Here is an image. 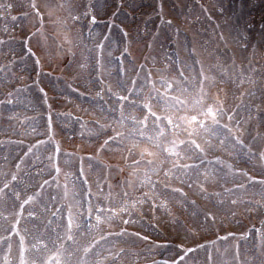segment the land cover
Wrapping results in <instances>:
<instances>
[{
    "label": "rangeland",
    "instance_id": "1",
    "mask_svg": "<svg viewBox=\"0 0 264 264\" xmlns=\"http://www.w3.org/2000/svg\"><path fill=\"white\" fill-rule=\"evenodd\" d=\"M0 4L5 6L0 7V188H3L0 223L7 224L17 217L21 219V229L28 226L32 235L27 237V256L35 252L31 244L38 243L33 239L35 216L38 225L47 230L48 220L43 209L64 191L68 192L67 203L73 210L69 211L70 206H57L56 215L61 219L59 233L63 237L55 234L46 241L39 239L55 251L58 246L53 245L51 239L60 237L65 244L64 256L68 252L75 253L74 264L84 259V247L91 238L90 243L96 242L92 251L99 250L98 258L107 257L105 264H112L114 259L117 264L121 262V257L115 258L114 253L104 256L106 251H120L122 245L123 249H135L138 243H149L139 247L140 252L146 253L145 257L140 258L135 249L128 251L127 256L123 254L125 261L139 257L136 259L141 264H172L173 261L184 264L180 257L199 240H205L203 248L196 251L201 264H208L209 256L212 264H264V91L252 89V96L245 98L241 71V68L244 72L250 70L249 81L264 79V0H0ZM190 38L204 61L199 65L201 74L190 58L193 47ZM174 40L178 42L181 56L190 61L183 67L170 63L169 57L164 58L170 53H167L171 50L168 47ZM202 40L208 43L203 45ZM117 57H120L117 65L121 70L131 69L121 74V84L115 71ZM257 62L262 66L261 75L255 68ZM191 66L193 68H189ZM187 72L190 76L195 74L190 84L180 79L182 73ZM203 76L208 79L204 80ZM161 77L172 83L171 89L161 82ZM201 87L205 100L197 104ZM107 89L109 98L102 96L103 102L98 99L91 104L84 95L88 90ZM216 94L233 119L219 117V128L214 124L217 129L214 131L209 126L205 134L198 129L196 141L207 147L210 161L205 160L209 166L194 169L197 173H209L207 180H197L193 190L199 201L203 198L207 203V195H203L200 186L205 182L203 185L211 188L221 177L227 184L230 204L214 208L213 212L202 205L198 208L199 214L193 213L199 217L190 219L182 210L190 196L173 191L175 197L170 198L171 204L166 209L159 200L165 185L170 189L174 184L164 171L172 168L176 156L167 153L166 148L173 141L189 139L186 132L189 125L184 126L185 132L180 131L182 136L159 137L157 149L148 137L155 136L160 121L149 113L147 105L151 103L158 117H178L184 110L186 117L197 115L201 119L204 118L200 111L203 103L208 100L210 104ZM238 95L242 96L240 100L235 99ZM245 100H248L246 106ZM166 105L171 106L166 108ZM181 108L182 111H178ZM206 120L212 123L210 116ZM163 123L169 128L166 120ZM140 132L147 135H139ZM178 147L180 152L187 149L185 145ZM162 152L171 163L159 169L158 153ZM32 164L44 165V177L50 179L58 168L63 179L51 187L61 185L62 188L51 192L47 182L41 198H35L33 205L32 201L25 205L24 216L19 217V206L31 193L24 180L38 179L35 175L23 177ZM141 169L142 178L146 172L153 175L146 190L150 192L156 185L154 191L158 194L153 193L144 204L125 203L128 211H123L120 217L107 214L111 208L107 205L105 210L100 208L106 187L117 186L106 192L107 198H112V207L123 204L128 197L130 178L109 180L108 177L124 171L131 175ZM15 174L21 180L20 186L11 179ZM72 176L67 189V177ZM192 179L196 177L188 180ZM5 183L8 188L3 187ZM153 200L155 203L151 202ZM28 211L36 212L34 218L28 216ZM207 213H214L216 220L209 216L206 222ZM223 213L229 216L222 219ZM69 215L73 218V242H68L65 235ZM97 215L102 220L94 223ZM152 218L151 226L156 223L162 235L152 228L147 229ZM183 218L189 222L188 227L182 222ZM126 230L136 238L123 236ZM0 235L7 233L0 232ZM110 239H114V244L108 243ZM11 243L10 259L12 264H18V236L13 237ZM170 243L174 245L169 246ZM40 251L47 254L43 245ZM6 253L7 242L0 246V258ZM191 256L193 253H188L184 260Z\"/></svg>",
    "mask_w": 264,
    "mask_h": 264
},
{
    "label": "snow or ice",
    "instance_id": "2",
    "mask_svg": "<svg viewBox=\"0 0 264 264\" xmlns=\"http://www.w3.org/2000/svg\"><path fill=\"white\" fill-rule=\"evenodd\" d=\"M0 7H5L4 5L0 4ZM7 7H11V5H8ZM32 7L36 10L37 14L39 15V9L36 7L35 3L32 4ZM93 21L95 20V16L92 17ZM182 71V70H179ZM204 80H207V76H203ZM213 81H215V76L212 77ZM161 82L166 84L169 89L172 88V83L165 80L164 77H161ZM204 89L201 87L200 89V97L197 100V104L201 103V101L205 100V97L203 95ZM211 94H208V100L209 96ZM165 96H167V92H165ZM121 99H124V97H121ZM185 104H187V101H184ZM224 101L220 99V97L217 95L215 98L211 99V103H205L203 104V111H202V116L205 119H200L197 115H192L191 117H181V119L184 120L186 124L189 125L190 128V137H195L198 132V128L203 127L206 131L208 129V125L206 123V119L210 116L212 119L213 124H220V119L219 117H226L228 120L233 119V115L230 113V111L223 106ZM219 105V107H217ZM171 105H166L165 107H170ZM149 113L152 114L154 118L160 121L158 130L155 134V136H149L148 139L152 142H157L158 138L163 136L165 133V126L163 121L166 120L167 124H174V121L172 119L171 115L164 116V117H158L157 113L152 111L151 103L149 102L147 105ZM196 123L197 127H192L193 123ZM144 125L146 126L147 121L143 122ZM225 128L228 127L227 124L224 125ZM139 135H147L144 132H140ZM236 140H238L241 144L243 143L242 140H240L239 136L235 137ZM183 145H188L190 147H194L195 149L199 150V152L204 153L205 148L196 141V139H189L188 141L185 140H178V141H173L171 144L166 148V152L179 157L180 156V150L178 146H183ZM31 151V149H29ZM145 152H148L149 155H154V153L149 152L148 149H144ZM173 167L179 168L181 167L179 164H173ZM182 167L189 168L191 167L190 165H183ZM57 171L59 169L57 168ZM205 179L207 180L208 178V173L204 174ZM11 179L14 181L17 179L15 175L11 177ZM145 179L147 180V172L145 173ZM47 183V181H45ZM9 185L7 183L4 184V188H8ZM201 190L206 191L204 188V185L202 184ZM179 191L183 192V189H179ZM147 196V194H145ZM3 196V188H0V197ZM17 197H19V193H17ZM36 197L35 196H28L26 199H24L23 203L19 206V217H23L25 213V205H28L31 201H33ZM152 203H155V200L151 201ZM139 203H143V201H139ZM192 203H195V201H192ZM235 203V201H233ZM124 211H128L127 205L124 207ZM28 216L32 217L36 215L35 211H28ZM10 216L12 215L11 213L9 214ZM211 216L212 220H215V216L212 213H207L204 217V220L207 222L208 217ZM7 219V217H6ZM97 221H101L102 217L100 215L96 216ZM51 223V221H49ZM98 226V225H97ZM73 227V218L71 215L68 217V222H67V230H66V237L67 239H74L73 235L71 234V230ZM78 227V225H77ZM0 232L7 233V235H0V246H4L5 243L7 242V253L0 258V264H12V260L10 259L11 253H12V238L15 236H18L19 238V261L18 264H70V261H65L62 259L65 253V244L60 241L59 237H57L55 240L52 241L53 245L58 244L59 246L55 248V251L52 249L48 248V244L43 240L39 239V237H36L33 235L34 240H38V243H33L31 244V248L35 249V252L31 257L27 256L26 254L29 251V243L27 240V237L29 235H32L31 230L28 228L27 225L21 229V219L17 217H13L12 220H10L7 224L5 223H0ZM101 239H104L103 236L100 237ZM95 241L92 243L88 244L86 247H84V259L80 260L77 262V264H105V261L107 260V257H100L99 259L96 260H89L88 254L92 251L93 247H95ZM43 245L45 249H47V254L44 252L40 251V247ZM200 247H203L202 245ZM121 252H123V249H120ZM188 253H193V256L189 257L188 260H184V257L188 255ZM69 255H72V253H69ZM96 255V254H94ZM109 255H113L112 253H109ZM45 256L44 259H40L39 257ZM182 261H184V264H201V260L196 256V248L195 247H190L188 248L185 252L184 255L180 257ZM208 264H212L211 262V257H208ZM112 264H117V260L114 259L112 261ZM172 264H176L175 261L172 262Z\"/></svg>",
    "mask_w": 264,
    "mask_h": 264
}]
</instances>
